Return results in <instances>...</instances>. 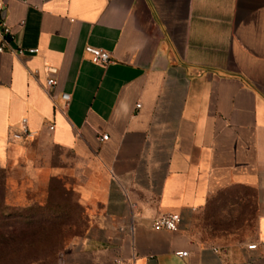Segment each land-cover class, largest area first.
Listing matches in <instances>:
<instances>
[{"label":"crops","instance_id":"0c3cea01","mask_svg":"<svg viewBox=\"0 0 264 264\" xmlns=\"http://www.w3.org/2000/svg\"><path fill=\"white\" fill-rule=\"evenodd\" d=\"M3 1L0 168L26 194L72 181L69 264H264V0Z\"/></svg>","mask_w":264,"mask_h":264},{"label":"rangeland","instance_id":"374dc122","mask_svg":"<svg viewBox=\"0 0 264 264\" xmlns=\"http://www.w3.org/2000/svg\"><path fill=\"white\" fill-rule=\"evenodd\" d=\"M57 153L52 151L50 165H56ZM85 227L71 180L49 178L26 194L23 188L16 190L7 170L0 168V264H69L72 246ZM245 228L247 224L239 233ZM9 230L12 233L5 234Z\"/></svg>","mask_w":264,"mask_h":264},{"label":"built area","instance_id":"2783aa9c","mask_svg":"<svg viewBox=\"0 0 264 264\" xmlns=\"http://www.w3.org/2000/svg\"><path fill=\"white\" fill-rule=\"evenodd\" d=\"M5 8V3L3 0H0V52L5 51L6 49H9V40H10V31L7 25L4 22V17L2 15L3 10ZM14 51L18 54L26 51L28 53H33L35 49H27L23 50L21 48L14 49ZM83 52L88 56V60L98 66H104L106 65L110 58L109 54L96 47H92L89 45H85L83 47ZM45 72L48 73V76L45 79V82L43 84L44 90L47 92L50 91L51 88L55 85V79L52 77V75L55 73V68L53 67H47L45 68ZM59 99L63 102V106H65L69 100V96L66 93H61L59 95ZM138 107V105H136ZM48 130H52V124L47 126ZM31 134L29 130L27 129V126L25 124V120L21 119L19 122V129L17 131H14L11 133L10 138L13 140H25L28 137H30ZM107 136L105 134H101L98 139L100 141L106 140ZM179 218L176 214L174 213H166L159 215L157 218L154 219V222L152 224V228L154 230H167V231H175L177 229V224H178ZM255 243H250L246 245L247 249H254L255 248ZM186 252H177L178 256H186Z\"/></svg>","mask_w":264,"mask_h":264},{"label":"trees","instance_id":"16d2710c","mask_svg":"<svg viewBox=\"0 0 264 264\" xmlns=\"http://www.w3.org/2000/svg\"><path fill=\"white\" fill-rule=\"evenodd\" d=\"M12 233V231L11 230H9L7 233H5V234H7V235H9V234H11ZM0 237H4V235L2 234V233H0Z\"/></svg>","mask_w":264,"mask_h":264}]
</instances>
